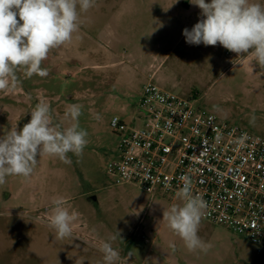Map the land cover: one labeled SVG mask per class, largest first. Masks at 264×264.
<instances>
[{
    "label": "rangeland",
    "instance_id": "obj_1",
    "mask_svg": "<svg viewBox=\"0 0 264 264\" xmlns=\"http://www.w3.org/2000/svg\"><path fill=\"white\" fill-rule=\"evenodd\" d=\"M200 13L190 0H94L79 12L71 41L42 61L48 76L27 78L21 68L15 90L0 91V137L21 130L41 102L62 128L72 123L68 106L82 105L79 125L88 133L82 154L68 153L71 163L42 155L30 178L7 176L0 185V264H105L98 250L103 242L127 264H264L245 237L206 221L198 236L211 248L190 252L163 220V211L182 204L180 198L116 187L106 174L118 145L110 122L131 125L149 81L264 138V68L251 50L238 56L219 44L186 43L183 29L191 30ZM58 197L78 214L73 238L56 239L48 226Z\"/></svg>",
    "mask_w": 264,
    "mask_h": 264
},
{
    "label": "clouds",
    "instance_id": "obj_2",
    "mask_svg": "<svg viewBox=\"0 0 264 264\" xmlns=\"http://www.w3.org/2000/svg\"><path fill=\"white\" fill-rule=\"evenodd\" d=\"M190 2L199 7L203 18L191 30L183 29L186 43L219 44L238 56L251 50L255 62L264 68V5L252 0ZM93 5L94 0H0V91L15 90L19 83L16 72L21 68L27 78L34 74L48 76V69L41 67L42 61L52 49L71 41L79 28V12H86ZM81 109L82 105H69L65 117L72 123L62 128L54 123L50 105L38 103L21 130L11 128L0 137V185L5 184L7 176L30 178L42 155L57 157L64 163H71L70 152L80 156L88 143V133L79 125ZM95 118L100 119L99 114ZM181 180L183 187L176 195L183 203L163 211V220L190 252H207L211 245L198 236L206 202L192 194L187 177ZM66 203L63 197L54 198L48 219V226L59 240L73 238V224L78 217L65 207ZM117 234L121 238L119 231ZM115 239L116 236L110 237ZM169 247L176 250L174 243ZM98 250L105 264H127L110 242L101 243Z\"/></svg>",
    "mask_w": 264,
    "mask_h": 264
},
{
    "label": "built area",
    "instance_id": "obj_3",
    "mask_svg": "<svg viewBox=\"0 0 264 264\" xmlns=\"http://www.w3.org/2000/svg\"><path fill=\"white\" fill-rule=\"evenodd\" d=\"M110 126L118 137L106 167L111 185L177 196L187 177L206 202L201 221L245 237L264 255V138L150 81L131 125L113 118Z\"/></svg>",
    "mask_w": 264,
    "mask_h": 264
},
{
    "label": "water",
    "instance_id": "obj_4",
    "mask_svg": "<svg viewBox=\"0 0 264 264\" xmlns=\"http://www.w3.org/2000/svg\"><path fill=\"white\" fill-rule=\"evenodd\" d=\"M92 200H95V198L93 197Z\"/></svg>",
    "mask_w": 264,
    "mask_h": 264
},
{
    "label": "crops",
    "instance_id": "obj_5",
    "mask_svg": "<svg viewBox=\"0 0 264 264\" xmlns=\"http://www.w3.org/2000/svg\"><path fill=\"white\" fill-rule=\"evenodd\" d=\"M150 79H151V77H150Z\"/></svg>",
    "mask_w": 264,
    "mask_h": 264
}]
</instances>
